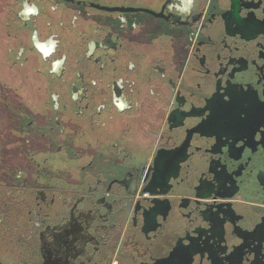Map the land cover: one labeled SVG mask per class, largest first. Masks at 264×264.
Listing matches in <instances>:
<instances>
[{"label":"flooded vegetation","instance_id":"flooded-vegetation-1","mask_svg":"<svg viewBox=\"0 0 264 264\" xmlns=\"http://www.w3.org/2000/svg\"><path fill=\"white\" fill-rule=\"evenodd\" d=\"M0 264H264V0H0Z\"/></svg>","mask_w":264,"mask_h":264},{"label":"clouds","instance_id":"clouds-1","mask_svg":"<svg viewBox=\"0 0 264 264\" xmlns=\"http://www.w3.org/2000/svg\"><path fill=\"white\" fill-rule=\"evenodd\" d=\"M26 11H27V12H35V11H37V10H36L35 7L33 6V7H27V8H26Z\"/></svg>","mask_w":264,"mask_h":264}]
</instances>
